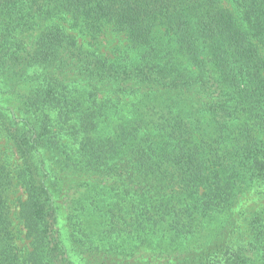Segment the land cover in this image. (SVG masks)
I'll return each instance as SVG.
<instances>
[{
	"label": "trees",
	"instance_id": "obj_1",
	"mask_svg": "<svg viewBox=\"0 0 264 264\" xmlns=\"http://www.w3.org/2000/svg\"><path fill=\"white\" fill-rule=\"evenodd\" d=\"M0 264H264V0H0Z\"/></svg>",
	"mask_w": 264,
	"mask_h": 264
},
{
	"label": "rangeland",
	"instance_id": "obj_2",
	"mask_svg": "<svg viewBox=\"0 0 264 264\" xmlns=\"http://www.w3.org/2000/svg\"><path fill=\"white\" fill-rule=\"evenodd\" d=\"M2 141V143H3V145H6L4 142V140H1ZM21 193H22V191H19L17 194H15V201H16V199H17V197L18 196H21ZM16 224L19 226L20 225V223H19V220L17 219V222H16ZM22 226V225H21ZM20 226V227H21Z\"/></svg>",
	"mask_w": 264,
	"mask_h": 264
}]
</instances>
